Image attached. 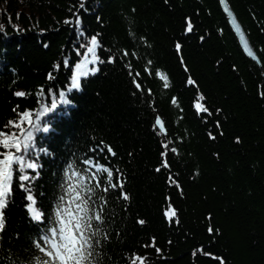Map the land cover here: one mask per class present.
<instances>
[{
  "label": "trees",
  "instance_id": "16d2710c",
  "mask_svg": "<svg viewBox=\"0 0 264 264\" xmlns=\"http://www.w3.org/2000/svg\"><path fill=\"white\" fill-rule=\"evenodd\" d=\"M226 2L258 61L220 0H0V159L36 165L12 164L0 264L85 200L90 264H264V0Z\"/></svg>",
  "mask_w": 264,
  "mask_h": 264
},
{
  "label": "snow or ice",
  "instance_id": "6c2138e0",
  "mask_svg": "<svg viewBox=\"0 0 264 264\" xmlns=\"http://www.w3.org/2000/svg\"><path fill=\"white\" fill-rule=\"evenodd\" d=\"M223 2V0H222ZM225 12L231 17L232 13L229 11L227 6H225ZM77 22H79L77 20ZM231 23L235 27V31L240 33V26L236 23L235 18H232ZM187 32L193 31V27L191 22L187 23L186 27ZM241 39L243 40V35H241ZM98 44V41L96 37H92L91 39V46L87 47V53L91 54L94 53V50ZM244 48L247 50V53L249 56H253V52L251 49H249L248 44L246 41H244L243 44ZM177 50L179 51L180 45H176ZM93 59H98V57H93ZM67 63V61L65 62ZM51 78V77H50ZM161 79L167 80L165 76H161ZM189 84H193L194 81L191 79L188 80ZM167 87V83L164 85ZM73 87L78 88L79 87V81L77 77L74 75L73 76ZM139 87V85H137ZM16 95H24L23 93H16ZM202 99V98H201ZM173 103H175V100H173ZM53 107H55V104H53ZM195 107L198 110H201L205 113L208 112V109L203 107L201 104H196ZM27 116V114H24ZM11 123V122H10ZM156 125H160L162 127V123L157 118ZM16 127H19V125H16ZM44 131H48L47 128H44ZM0 137H4L3 139H0V145H2L4 148H9V147H15L17 151L20 150L19 144H12L10 143V137H5L3 133H0ZM26 140L31 139V132L29 131L26 138ZM237 142H239V138H237ZM167 147V146H166ZM25 148H27V144H25ZM111 151V149H109ZM173 153L176 152V149L173 148L171 149ZM164 155V154H162ZM13 162L21 164V166H26L28 168H35V164H23L22 158L21 157H13L11 153L4 154V158L0 159V230H3L4 228V219H3V209L6 206V201H7V196L8 193L10 192V182L12 178V164ZM163 167L167 168L169 167L167 161L165 160L163 162ZM160 168H157V171H160ZM104 171L107 172L108 176L111 177L113 173L111 171H108L107 169H104ZM21 180H28L27 176H21ZM175 183V181H173ZM116 185H112V187H115ZM107 190V189H106ZM79 194L77 193V196ZM127 195L124 196V199H127ZM29 201H33V197L29 194L27 197ZM63 200V197L61 198ZM34 203V201H33ZM85 208L83 211L85 212V217L80 218L77 223L74 224L72 229H68L66 225L69 223L64 218V214L67 212L66 208H61L59 205L57 207L56 211V217L59 220L60 227L57 229V227H53L50 229L51 232V237L45 236L44 237V245L42 246L40 243H36L35 247L36 249L44 254V257L36 256L32 258L31 264H56L57 261H59V264H68V261L71 260L73 264H81V261L85 262V264H90L91 258L93 256V253L91 249L93 248V243H92V236L96 235L95 232L92 233V235H89V230L92 228L91 225V220L95 219L96 221H101L102 216L97 213L94 217H87V201H84ZM29 210L32 214L33 219L39 220L40 214L35 211L33 208L32 204L28 205ZM77 208H80V205H77ZM166 216H169V218L175 216V210H171V213L169 214L168 212L165 213ZM139 223L143 224L144 221L140 220ZM209 231H213V229H209ZM96 243H99L98 241ZM220 260V264H224L221 258H217ZM137 260H140L141 264H143V258H135L132 261V264H137Z\"/></svg>",
  "mask_w": 264,
  "mask_h": 264
},
{
  "label": "water",
  "instance_id": "95a60500",
  "mask_svg": "<svg viewBox=\"0 0 264 264\" xmlns=\"http://www.w3.org/2000/svg\"><path fill=\"white\" fill-rule=\"evenodd\" d=\"M220 6H221V9H222L223 13L225 14V16H226V18H227V21H228L230 27L232 28V30H233L235 36L237 37L238 42H239V44H240V47H241V49L243 50V52L245 53V55L248 56L249 58H251L252 60L258 61V58H257V56H256V54H255V52H254V50H253L251 44L249 43V40H248V38H247L245 32L243 31V28H242L241 24L239 23V21L237 20L236 16L234 15V13L232 12V10L230 9V7H229V5L227 4L226 0H223V2H222V0H220ZM225 6H227V8L229 9V11L232 13V16H231V17L225 12V10H224V9H225ZM232 18H235L236 23L240 26V30H241L240 33H238V32L235 31V27H234V25L231 23ZM241 35H243V40L241 39ZM244 41L247 42L249 49H251V51H252L253 54H254L253 56H249V55H248L247 50H246V49L244 48V46H243ZM157 118H159V120L161 121V123H162V127H161L160 125H156ZM155 126L157 127V129H158L159 131H161L162 133H165V127H164V124H163V122H162V120H161V118H160L159 116H157L156 119H155Z\"/></svg>",
  "mask_w": 264,
  "mask_h": 264
}]
</instances>
